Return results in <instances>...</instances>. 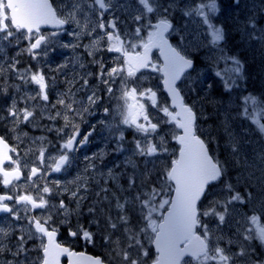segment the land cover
Wrapping results in <instances>:
<instances>
[{"label":"snow or ice","instance_id":"obj_1","mask_svg":"<svg viewBox=\"0 0 264 264\" xmlns=\"http://www.w3.org/2000/svg\"><path fill=\"white\" fill-rule=\"evenodd\" d=\"M231 2L240 9L242 0ZM246 8L228 28L221 0H0V124L13 141L0 135L3 264H264L252 243L264 246V93L223 105L221 158L211 133L197 134L198 110L178 84L195 63L179 43L188 41L207 49L226 93L241 88L245 60L228 49L229 32L264 58V0ZM57 48L83 52L53 67ZM25 54L35 68L22 64ZM149 71L163 73L170 103L145 85ZM98 130L104 147L79 157ZM62 227L101 241L105 256L60 243Z\"/></svg>","mask_w":264,"mask_h":264},{"label":"rangeland","instance_id":"obj_2","mask_svg":"<svg viewBox=\"0 0 264 264\" xmlns=\"http://www.w3.org/2000/svg\"><path fill=\"white\" fill-rule=\"evenodd\" d=\"M250 4H255L257 7L260 6V0H242V4L239 10L235 9L232 5L231 0H221V14L218 18V22H222L226 25V27L231 28V25L233 23V18L236 16H239L241 20L244 19L245 13L247 11L246 6ZM183 17L177 13L174 23L179 27L182 24ZM261 23H264V19H261ZM189 30H191V25H189ZM186 35V33H185ZM173 42L175 45H178V41L175 38V35L171 36ZM61 39L67 41L70 39V37L63 36ZM203 39V38H201ZM87 43V41H85ZM182 47L186 48L187 51L184 52L188 56H194L195 54L202 60L207 61L206 57V48H200L196 49L194 48L188 41L179 42ZM227 47L231 52H238L241 54L242 59L245 60V76L246 81L241 82V88L240 89H234L232 93H226L224 91V86L221 83V80L214 74L216 69L213 68V66H205L200 67L196 69L195 71H191L187 73L185 76L187 79H184L179 83L181 85V89L183 91V94L185 95L188 103H194L199 114V123H197L198 133L203 137L206 138L209 133L214 137V140L212 142L214 152L217 155H221V158H223V133L220 130V124L221 121L225 118V110H224V104H227L229 107L233 105V103L236 101L238 96H241L245 94L246 92H252V93H264V58H262L261 54L258 51H255L252 48L244 47L240 44V40L238 35H235L231 31L228 35V41H227ZM82 49H64V48H57V51L49 56V62H51L52 66L55 67L56 64L62 63L65 60H69L73 58L74 56L82 53ZM109 55H115V54H105L106 59ZM85 59L87 60L88 57L85 54ZM158 65L161 66L162 61L159 57V55H155V60ZM22 64H29L34 61L30 59L26 54L21 57ZM36 63V62H35ZM34 63V66L36 64ZM43 61H41V64L43 65ZM223 65V63H222ZM225 71L228 70V66L225 65ZM47 71V69H45ZM92 71H95L94 68L90 69ZM163 76L161 72H146L144 74V83L148 87H152L155 91H157L158 98L161 102H169V98L167 94L163 90L162 85ZM208 85H211L209 88ZM35 87V86H30ZM195 89V91H192V89ZM11 94V91H10ZM5 104L7 103V99L1 97ZM223 102V104L221 103ZM149 112H153V109L149 108ZM94 122V121H93ZM82 127L87 129L88 125H82ZM21 128L23 131L28 132L30 137H36L44 135L45 133L40 128H31L26 125H21ZM177 132H179V129H176ZM128 137L131 138L132 133H127ZM51 139L52 137L49 136ZM91 143L90 145L81 150L80 153L77 155L82 158L84 154L91 155L93 152L99 150L100 148L104 147V142L99 135V130L96 134H94L93 137L90 138ZM170 148L174 149L178 152L180 145L176 143V141L171 140L169 144ZM112 145L109 144L108 148H111ZM116 159V156L110 155L106 157L105 163L111 164L113 160ZM159 165H163L166 163L165 159L159 160ZM80 167H83V164L81 163ZM75 175V172L70 173L67 178L71 179ZM229 175L232 177L233 181L235 182L238 174L236 171H230ZM244 180L241 178L240 182L237 184L238 190L241 192L244 191ZM242 212H249L250 208H242ZM87 218H85L86 222ZM262 223H264V217H262ZM68 235V233H67ZM69 236V235H68ZM67 240L72 241L70 239V236L67 238ZM253 245L255 246V255L260 258H264V246L260 245L258 241H253ZM73 244L75 245H84L82 241H73ZM86 249L91 250L102 257L105 256L106 250L102 246V242L98 241L95 244H86ZM151 254L153 257H155L156 253L155 250L152 248ZM0 264H3V261L0 260Z\"/></svg>","mask_w":264,"mask_h":264},{"label":"flooded vegetation","instance_id":"obj_3","mask_svg":"<svg viewBox=\"0 0 264 264\" xmlns=\"http://www.w3.org/2000/svg\"><path fill=\"white\" fill-rule=\"evenodd\" d=\"M195 63H198V60L195 58ZM0 106H2V104L0 103ZM81 131H82V133L85 131V128L84 127H82V129H81ZM6 134V128L2 125V124H0V135H5ZM91 138V137H90ZM6 139H8L9 140V143H13V141L11 140V134H6ZM90 143H91V139H90ZM90 145V144H89ZM88 145V146H89ZM88 146H86L85 148H87ZM85 148H82L81 150H83V149H85ZM70 174V173H69ZM68 174V175H69ZM0 191H3V189L2 188H0ZM69 236L67 235V230H66V228H61L60 229V234H59V236H58V238H59V240L61 241V242H63V243H66V244H69L72 248H76V249H78V250H82V249H85L86 248V242L85 241H83V240H81V239H79V238H73V237H70V239L72 240V241H69V240H67V238H68ZM82 241L83 243H84V245H81V246H79V245H75V244H73V241ZM30 243H34V242H30Z\"/></svg>","mask_w":264,"mask_h":264},{"label":"water","instance_id":"obj_4","mask_svg":"<svg viewBox=\"0 0 264 264\" xmlns=\"http://www.w3.org/2000/svg\"><path fill=\"white\" fill-rule=\"evenodd\" d=\"M169 41H170V43L172 44V42H171V39L169 38ZM173 45V44H172ZM174 46V45H173ZM156 50H158V49H153L152 50V53H151V56H152V58H153V52L154 51H156ZM160 53V52H159ZM162 57V56H161ZM162 59H163V57H162ZM179 82V81H178ZM164 84V83H163ZM164 88H165V85H164ZM165 91H166V88H165ZM167 92V91H166ZM170 97V96H169ZM69 247V246H68ZM73 251H75V250H73ZM75 252H77V253H81V252H79V251H75ZM82 253H84V255L85 256H93V257H100V256H95V255H92V254H89V253H85V252H82ZM64 257H67V256H64ZM64 257H61V264H64L63 263V258ZM67 259H68V261H67V264H69V257H67Z\"/></svg>","mask_w":264,"mask_h":264}]
</instances>
